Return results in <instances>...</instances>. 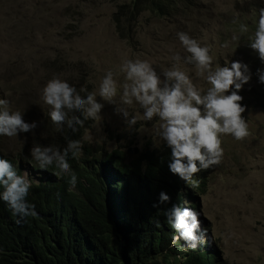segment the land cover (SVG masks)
<instances>
[{
	"label": "rangeland",
	"instance_id": "1",
	"mask_svg": "<svg viewBox=\"0 0 264 264\" xmlns=\"http://www.w3.org/2000/svg\"><path fill=\"white\" fill-rule=\"evenodd\" d=\"M130 3L131 0H0V98L9 99L10 110L20 111L26 122L38 124L34 132L0 137V154L14 159L31 182H39L44 173L34 169L30 149L37 143L43 146L61 132L48 116L49 106L40 98L47 81L59 74L78 90H98L104 73L109 69L117 71L121 62L130 58L149 60L164 79L162 71L172 67L173 55H188L177 37L178 32H187L202 46L211 48L213 66L239 61L247 64L253 74L239 92L251 135L243 141L224 138L223 162L203 171L206 192L193 203L198 204L202 226L209 231V244L218 252L219 264H264V84L255 75L264 64L247 46V36L255 29L264 0H192L176 4L168 15L145 11L128 21L125 11ZM119 7L124 9L118 16V25L114 15ZM240 22L249 25L248 34L240 33ZM233 36L238 39L233 41ZM225 41L230 42L229 49L221 48ZM181 67L206 90V80L196 74L193 65ZM117 79L122 82L123 76ZM97 99L104 104L102 119L85 122L83 144L107 151L132 149L129 159L143 150L164 146L155 136V120H141L135 128L128 129L115 113L114 105ZM130 111L141 110L132 106ZM191 203L183 199L184 207Z\"/></svg>",
	"mask_w": 264,
	"mask_h": 264
},
{
	"label": "clouds",
	"instance_id": "2",
	"mask_svg": "<svg viewBox=\"0 0 264 264\" xmlns=\"http://www.w3.org/2000/svg\"><path fill=\"white\" fill-rule=\"evenodd\" d=\"M239 31L248 34L249 25L240 22ZM177 37L188 55H173L172 67L162 71L164 79L149 60L130 58L123 60L117 71L107 70L98 90H78L56 74L42 87L40 98L49 106L50 120L61 131L67 126L76 133L85 127L86 121L102 119L104 104L98 102L97 97L115 106V113L122 117L128 129L135 128L141 120H155L157 141L170 150L169 172L186 186L196 188L199 186V181L194 178L197 173L222 164V145L226 136L243 141L251 135L249 123L243 116L246 106L241 103L243 97L239 92L251 81L253 74L247 64L239 61L213 66L215 58L209 46H202L187 32H178ZM237 39V36L232 37L233 41ZM247 41V46L264 64V9L260 10L255 29L247 36ZM230 46V42L225 41L221 48L229 49ZM182 64L195 67L196 74L207 82L206 90L194 83L188 72L182 70ZM118 75L123 76L122 82L117 79ZM255 75L258 82L264 84V67L258 68ZM82 92L86 94L82 95ZM132 106H138L141 111L131 112ZM23 117L20 111L10 110L9 99L0 98V137L12 138L34 132L37 122H26ZM66 144L61 149L37 143L30 149V156L40 169L54 167L56 175L67 176L71 191L78 184V176L72 170L70 160L82 155L83 145L69 136ZM31 187L27 173L19 174L9 160L0 158V201L17 218L18 225L38 215L36 206L28 201ZM161 206H165L162 214L176 233L171 246L180 244L181 248L183 245L194 252L209 244V231L202 226L199 211L172 203L166 191L159 193L153 205Z\"/></svg>",
	"mask_w": 264,
	"mask_h": 264
},
{
	"label": "trees",
	"instance_id": "3",
	"mask_svg": "<svg viewBox=\"0 0 264 264\" xmlns=\"http://www.w3.org/2000/svg\"><path fill=\"white\" fill-rule=\"evenodd\" d=\"M192 0H131L125 11L128 21L145 11L161 16L176 4ZM124 7L114 15L118 24ZM119 25V24H118ZM117 25L119 35L123 36ZM84 129L73 133L65 126L43 146H67L66 137L80 140ZM83 153L70 160L78 184L69 190L68 177L56 175L54 167L43 171L44 178L32 182L28 201L38 215L18 225L16 217L0 201V264H219L218 252L210 244L194 252L172 245L175 235L163 216L153 207L159 193L166 191L174 204L193 200L206 192L207 179L199 172V186H186L168 170L170 150H143L134 159L119 149L107 151L83 144ZM9 160L22 175L18 163ZM170 207V205H167ZM177 256V258H176Z\"/></svg>",
	"mask_w": 264,
	"mask_h": 264
},
{
	"label": "water",
	"instance_id": "4",
	"mask_svg": "<svg viewBox=\"0 0 264 264\" xmlns=\"http://www.w3.org/2000/svg\"><path fill=\"white\" fill-rule=\"evenodd\" d=\"M133 150H134L133 152H134L135 154H138V150H137V149H133ZM131 152H132V149L128 150V151L126 152V154L129 155V153H131ZM135 154L132 155V156L134 157Z\"/></svg>",
	"mask_w": 264,
	"mask_h": 264
}]
</instances>
